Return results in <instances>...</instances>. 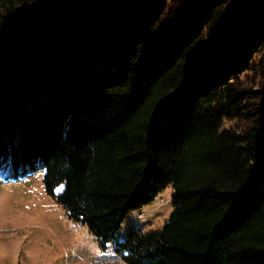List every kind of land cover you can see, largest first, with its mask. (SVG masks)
<instances>
[{"label": "trees", "instance_id": "16d2710c", "mask_svg": "<svg viewBox=\"0 0 264 264\" xmlns=\"http://www.w3.org/2000/svg\"><path fill=\"white\" fill-rule=\"evenodd\" d=\"M225 120L236 121L226 127ZM264 0H0V175L129 264H264Z\"/></svg>", "mask_w": 264, "mask_h": 264}, {"label": "rangeland", "instance_id": "374dc122", "mask_svg": "<svg viewBox=\"0 0 264 264\" xmlns=\"http://www.w3.org/2000/svg\"><path fill=\"white\" fill-rule=\"evenodd\" d=\"M43 174V169L22 165L0 175V264H129L116 250L117 242L135 226L162 227L173 209L170 184L153 201L130 211L103 248L89 226L71 218L47 192Z\"/></svg>", "mask_w": 264, "mask_h": 264}]
</instances>
